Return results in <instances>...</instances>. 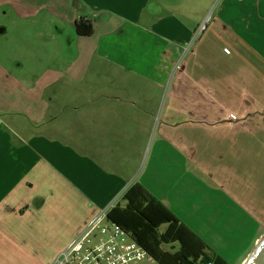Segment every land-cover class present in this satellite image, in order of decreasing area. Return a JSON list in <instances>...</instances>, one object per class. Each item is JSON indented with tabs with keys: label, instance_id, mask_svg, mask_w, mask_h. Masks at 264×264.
<instances>
[{
	"label": "crops",
	"instance_id": "obj_1",
	"mask_svg": "<svg viewBox=\"0 0 264 264\" xmlns=\"http://www.w3.org/2000/svg\"><path fill=\"white\" fill-rule=\"evenodd\" d=\"M174 3L185 16L165 14L164 0H0V29L12 17L42 23L65 59L25 76L21 59L0 60V264H31L45 250L52 255L43 264H50L92 215L119 203L133 183L184 218L211 205L203 183L220 180L202 167L211 164L210 151L264 122V0ZM78 20L92 23L90 35L75 33ZM99 54L139 77L123 82L124 92L93 94L98 82L86 76ZM62 83L91 88L81 106L94 113L92 131L116 111L136 113L138 121L133 129H104L107 150L85 139L70 144L44 129L57 116L52 99ZM154 97L162 123L138 174L142 153L133 150L130 134L143 124L151 133Z\"/></svg>",
	"mask_w": 264,
	"mask_h": 264
},
{
	"label": "rangeland",
	"instance_id": "obj_2",
	"mask_svg": "<svg viewBox=\"0 0 264 264\" xmlns=\"http://www.w3.org/2000/svg\"><path fill=\"white\" fill-rule=\"evenodd\" d=\"M175 1L179 0H164L166 4L164 13H173L179 17L185 16L182 9H175ZM210 1L196 0V4L203 6ZM199 11L197 8L190 13L189 17L195 18ZM3 25L4 27L0 29V60L9 64V60L12 58L21 59L24 67L20 75H37L47 65L56 66L65 63L64 55L59 48L60 44L46 31L47 28L42 23L34 25L29 21L21 20V18L14 19L12 17V20L3 22ZM95 56L86 76L88 81L93 83L97 80L98 82V89L93 91L95 95L107 92H124L122 90L123 82L139 77L137 73L124 70L118 65H108L107 60H103L100 54ZM97 76L99 79H96ZM158 87V85L153 86L154 92H158ZM108 88L111 90L106 91ZM169 88L168 82L164 84V96L169 92ZM90 90L88 85L78 87V85L71 86L65 83H62L61 87H55L54 91L57 94L52 101L55 99L53 108L55 107L58 111L57 116L48 123L49 129L45 127L44 129L60 133L64 141L74 146H76L77 138L80 142L84 139L87 142L93 141L98 146H103L102 150H107L106 146L110 141L104 129H110L112 132L120 128L133 129L134 122L138 121V115L133 112L116 111L107 122L98 123L92 131L91 124L94 113L93 111L84 113L86 107L81 106L82 100L91 94ZM159 104L157 98L154 97L148 116L149 124L152 127L151 133L143 124L138 128L137 134H130L133 150L137 155L142 153L140 162H138V174L142 169L147 168L151 135L162 123ZM116 108L118 107L116 106ZM139 120H146V117ZM261 122L262 124L248 126L246 134L243 129L242 136L238 137L236 142L229 139L223 143L224 146L210 151L211 164H205L202 167L206 172L209 170L216 180H220L216 182L205 180L203 183L204 187L211 192V205L203 206L201 213H193L194 219L184 218L181 213L173 212L194 233L224 256L227 264H241L256 240L264 232V131L261 128L262 126L264 128V122ZM112 138H115L114 133H112ZM116 140H119L117 134ZM80 142L78 145L82 144ZM145 142L146 147L141 152ZM198 145L196 146L195 142L194 148L198 149L201 143ZM115 148L114 145L113 149ZM115 153H118V150L115 149ZM197 159L198 154H196V162ZM134 160L135 158L131 163ZM224 186H227V189ZM229 187L235 188L236 193L232 194ZM164 227L165 225L162 226V228ZM49 253L47 250L43 252L47 256ZM50 254L52 255V253ZM47 256H37L31 264H43L47 261Z\"/></svg>",
	"mask_w": 264,
	"mask_h": 264
},
{
	"label": "trees",
	"instance_id": "obj_3",
	"mask_svg": "<svg viewBox=\"0 0 264 264\" xmlns=\"http://www.w3.org/2000/svg\"><path fill=\"white\" fill-rule=\"evenodd\" d=\"M74 27L77 35H90L93 30L88 20H78ZM108 218L160 264H227L224 256L139 183L130 185Z\"/></svg>",
	"mask_w": 264,
	"mask_h": 264
},
{
	"label": "built area",
	"instance_id": "obj_4",
	"mask_svg": "<svg viewBox=\"0 0 264 264\" xmlns=\"http://www.w3.org/2000/svg\"><path fill=\"white\" fill-rule=\"evenodd\" d=\"M211 13L206 15L196 29L191 42L204 31ZM113 206L108 205L92 215L50 264H160L108 218V212Z\"/></svg>",
	"mask_w": 264,
	"mask_h": 264
},
{
	"label": "water",
	"instance_id": "obj_5",
	"mask_svg": "<svg viewBox=\"0 0 264 264\" xmlns=\"http://www.w3.org/2000/svg\"><path fill=\"white\" fill-rule=\"evenodd\" d=\"M241 264H264V232L256 240L253 248Z\"/></svg>",
	"mask_w": 264,
	"mask_h": 264
}]
</instances>
